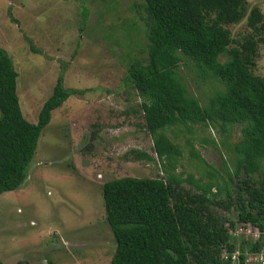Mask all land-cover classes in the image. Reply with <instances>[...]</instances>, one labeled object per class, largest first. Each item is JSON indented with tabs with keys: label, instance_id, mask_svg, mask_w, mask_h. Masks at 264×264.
I'll use <instances>...</instances> for the list:
<instances>
[{
	"label": "trees",
	"instance_id": "obj_1",
	"mask_svg": "<svg viewBox=\"0 0 264 264\" xmlns=\"http://www.w3.org/2000/svg\"><path fill=\"white\" fill-rule=\"evenodd\" d=\"M137 11L146 57L128 65L126 79L140 99L141 127L165 177L125 175L103 182L105 219L115 239L109 264H227L223 247L243 254L261 243L233 235L234 220L222 211L264 230V75L253 72L264 44V14L247 0H142ZM243 20L249 31L235 38L228 26ZM182 66L219 83L205 104L188 91ZM17 77L11 56L0 47V194L24 183L52 111L83 92L65 87L59 74L31 122L20 107ZM236 123L240 136L226 143L233 159L223 160V174L206 169L203 180L177 171L178 133L217 125L228 136ZM170 128L173 137L166 133ZM191 151L197 164L208 167L193 146ZM130 153L152 159L144 150Z\"/></svg>",
	"mask_w": 264,
	"mask_h": 264
},
{
	"label": "rangeland",
	"instance_id": "obj_2",
	"mask_svg": "<svg viewBox=\"0 0 264 264\" xmlns=\"http://www.w3.org/2000/svg\"><path fill=\"white\" fill-rule=\"evenodd\" d=\"M247 3L264 14V0ZM141 4L0 0V47L18 72L17 95L25 118L37 121L59 74L65 87L83 90L52 111L22 186L0 194L4 264H109L115 239L105 219L103 182L159 175L152 139L141 127L140 99L126 79L128 65L146 57L145 27L137 11ZM228 27L238 39L249 31L245 20ZM258 52L253 72L264 75V44ZM180 73L202 104L220 87L213 78L197 77V69L182 66ZM240 127L234 124L228 136L217 125L178 133L182 155L177 171L203 180H208L206 169L223 174V160L233 159L226 143L239 138ZM172 128L166 130L170 137ZM191 146L208 167L197 164ZM130 149L144 150L152 159H135Z\"/></svg>",
	"mask_w": 264,
	"mask_h": 264
},
{
	"label": "built area",
	"instance_id": "obj_3",
	"mask_svg": "<svg viewBox=\"0 0 264 264\" xmlns=\"http://www.w3.org/2000/svg\"><path fill=\"white\" fill-rule=\"evenodd\" d=\"M154 160L156 162L155 166L157 168V173H159L160 177H163L164 174L156 156ZM232 219L235 223L234 229L232 230L233 235L239 238L243 236L244 239H248L251 242L259 240L261 246L254 252L245 250L243 254L240 253L238 249L230 252L228 248L223 247L222 254L224 259L228 260L227 264H264V230H261L257 225L251 222L237 220L235 216H233Z\"/></svg>",
	"mask_w": 264,
	"mask_h": 264
},
{
	"label": "clouds",
	"instance_id": "obj_4",
	"mask_svg": "<svg viewBox=\"0 0 264 264\" xmlns=\"http://www.w3.org/2000/svg\"><path fill=\"white\" fill-rule=\"evenodd\" d=\"M156 157H157V156H156ZM260 246H261V245H259V246L257 247V249L260 248ZM222 256H223V254H222ZM223 258H224V257H223Z\"/></svg>",
	"mask_w": 264,
	"mask_h": 264
}]
</instances>
